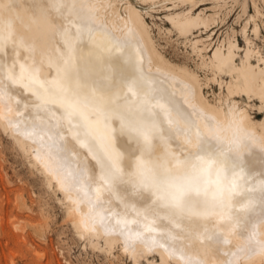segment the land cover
I'll return each mask as SVG.
<instances>
[{
    "label": "bare ground",
    "instance_id": "obj_1",
    "mask_svg": "<svg viewBox=\"0 0 264 264\" xmlns=\"http://www.w3.org/2000/svg\"><path fill=\"white\" fill-rule=\"evenodd\" d=\"M17 2L19 8L13 6L12 0H0V21L12 22L16 41L15 44L9 43L0 51V65H3L9 74L12 66L17 65L22 74V78L13 83L11 96L0 97V126L9 131L19 148L31 151L43 172L49 179L55 180L64 196L71 201L68 216L75 227L88 234L102 235L109 246L121 240L126 248L133 247L134 252L139 247L156 252L159 261L152 260L149 264H169L170 258L175 264H187L185 259L174 255L168 249L167 242L160 239L164 234L173 237L179 235L180 245L186 257L200 261L201 264H225L227 257L224 253L234 252L244 243L236 231L231 230L228 224L220 222V217L226 214L227 209H212L210 214L199 216L189 214L181 221H170L163 212H158L160 219L153 223L152 216L141 207L136 197H130L123 191L121 185H104L99 171L96 172L90 195H86L85 190L73 186L68 173L78 171L83 166L85 175L80 184L86 189L88 181L92 179V165L95 161L87 148L74 141L75 133L68 130L66 121L64 139L66 147L72 152V157L67 162L68 167L63 170L59 166V161L42 146V142L27 135L24 129L32 122L29 112L36 114V101L33 99L36 88L46 79L54 80L57 73L63 74L69 67L67 63L61 61L70 59L73 70L81 62L87 64L91 61L89 67L93 68L97 76L105 70L106 61L142 66L143 82L139 87H134L132 93H128L127 88L121 86L115 95L100 92L93 94L103 96L106 103L111 100L113 108L124 101L126 95H131V100L127 101L125 106H135L136 110L141 112L145 109L149 111L168 109V104L165 103V100H168L186 114H191V119L203 133L219 136L226 147L233 148L235 142L240 141V151L244 153L246 160H252V164L245 173L247 183H244L242 178L236 192L232 194L234 198L229 200V204H236L239 208L238 201L249 195H257L261 181L264 180V176L261 175L264 172V165L261 164V157L264 156V118L252 122L247 108L238 107L235 96L255 97L260 101L258 108L264 109V55L256 50L258 55L254 64L251 60L253 49L250 45L242 50H245L243 57L236 56L238 51L235 49H238L240 44L231 43L227 50H223L221 46L215 49L212 47L210 51L213 52L209 56L210 66L220 74V85L223 76L229 80L223 85L226 89L220 105L209 108L203 103L201 85L195 83L196 78L191 72H177L171 66L167 67L156 60H161L162 57L152 46L146 35L145 22L135 9L131 10V4L124 6L121 11V0H76L77 9L82 10L85 18L101 30L94 31L90 37L88 33L83 37H67L66 44L70 55L65 56L58 43L60 37L57 36L59 25L61 23L66 25L61 12L53 7L46 18L37 21L24 0ZM34 2L39 0H28L29 4ZM54 2L55 0H48L49 4ZM67 15L66 13L65 16ZM71 15L75 24L76 15L75 13ZM168 17L178 35L187 36L188 33H193V29L199 24V16L194 13L185 17L180 13H171ZM253 31L257 32L256 26ZM123 41H128L129 44L122 46L118 43ZM247 43L251 44L250 41ZM192 47L198 49L197 40L192 42ZM32 70H35L34 76L31 74ZM0 80H3V72H0ZM33 80L35 87L32 86ZM17 100L27 107L18 111ZM5 102L8 103L7 108ZM207 120L214 122L215 131L208 127ZM178 123L181 127H187L183 121ZM112 127L114 128L115 124ZM89 129L101 148L105 147V140L100 138L101 134L117 151L121 144L127 142L126 137L117 133L98 131L96 125L90 124ZM245 140L253 144L252 152L243 148ZM176 143L189 151H195L197 145L195 136L190 144L186 142L185 136L179 134L176 135L175 141L165 136L156 144L155 155L160 160L167 157L165 167L168 173L182 177L191 174V165H175L174 158L181 156ZM124 179L130 187V177L126 176ZM256 208L259 211V205H256ZM145 216H148V219H145ZM149 226L153 230H149ZM255 231V239L264 243V223L257 224ZM209 232H220L229 243L215 244L205 240L204 236ZM261 263H264V250L257 251L251 256L240 255L234 260V264Z\"/></svg>",
    "mask_w": 264,
    "mask_h": 264
},
{
    "label": "snow or ice",
    "instance_id": "obj_2",
    "mask_svg": "<svg viewBox=\"0 0 264 264\" xmlns=\"http://www.w3.org/2000/svg\"><path fill=\"white\" fill-rule=\"evenodd\" d=\"M24 2L37 21L46 18L53 7L61 12L67 26L61 23L57 36L60 37L58 43L65 56L70 55L66 44L67 37H83L85 33L90 37L94 31L101 30L85 18L82 10L77 9L76 0H55L54 4H49L48 0L31 4L28 0ZM12 4L20 7L17 0H12ZM72 13L76 15L75 24ZM15 42L12 22L0 21V51L9 43ZM118 43L122 46L129 44L128 41ZM61 63L69 65L63 74L57 73L52 81L44 80L36 88V93H33L36 114L29 112L32 122L24 131L40 140L42 146L59 161L63 170L68 167L67 162L72 157L64 139V122H67L68 130L75 133L74 141L87 148L95 161L92 165V179L88 181L86 189L80 184L85 175L83 166L78 171L68 173L74 187L81 188L85 190L86 195H90L96 172L99 171L104 185H121L130 197H136L141 207L152 216L153 223L160 219L158 212H163L170 221H181L189 214L199 216L210 214L212 209H227L226 214L220 217V222L228 224L244 243L236 251L224 253L227 257L225 264H234L235 258L240 255L251 256L264 250V243L255 239L256 225L264 223V180L261 181L257 195H249L238 201L239 208L236 204H229L241 179L247 183L245 173L252 164V160H246L244 153L240 151V141H236L233 148L226 147L219 136L203 133L191 119V114H186L168 100H165L168 109H145L141 112L137 111L135 106H125L127 101L131 100V95H126V99L113 108L111 100L106 103L103 96L93 94L100 92L115 95L121 86L127 88L128 93H132L133 88L139 87L143 82L142 66L106 61L105 70L97 76L93 68L89 67L91 61L87 64L81 62L75 70L71 68L70 59ZM0 72H3L0 97H10L13 83L22 78L21 70L17 65H13L9 74L4 66L0 65ZM31 74L34 76L35 70H32ZM32 86L35 87V80ZM16 104L18 111L27 107L20 100H17ZM5 107H8L7 102ZM178 121H183L187 127H181ZM90 124L98 126V131L102 130V133H117L126 137V144H121L119 151L114 150L101 134L100 138L105 140V147H99L96 137L89 129ZM207 124L215 131L213 121L207 120ZM177 134L185 136L189 144L193 136L197 141L195 151H189L176 143L181 156L174 158L175 165H191V174L182 177L170 175L165 167L167 157L160 160L155 155V146L162 138L166 136L167 139L175 141ZM243 148L248 152L254 150L253 144L247 140L243 141ZM261 164L264 165V156L261 157ZM261 175L264 176V172ZM126 176L130 177V187L124 179ZM256 205H259V211ZM145 219H148V216H145ZM149 230H153L151 226ZM160 239L167 242L168 249L174 255L185 259L187 264H201L200 261L185 256L179 235L173 237L164 234ZM204 239L215 244L229 243L220 232H209Z\"/></svg>",
    "mask_w": 264,
    "mask_h": 264
},
{
    "label": "rangeland",
    "instance_id": "obj_3",
    "mask_svg": "<svg viewBox=\"0 0 264 264\" xmlns=\"http://www.w3.org/2000/svg\"><path fill=\"white\" fill-rule=\"evenodd\" d=\"M129 4L141 15L146 35L162 57L156 60L177 72H191L209 108L220 105L226 89L223 85L229 80L223 76L220 85V74L210 66L212 47L227 50L231 43L240 44L236 56L243 57L242 50L250 45L254 64L256 50L264 55V0H121L120 10ZM171 13L183 17L194 13L199 24L193 33L178 35L168 17ZM255 26L257 32L253 31ZM194 40L198 49L192 47ZM235 99L240 109L247 108L252 122L264 118V109L258 108L260 101L255 97L239 95ZM61 191L31 151L19 148L9 131L0 126V264L159 261L156 252L141 247L134 252L121 240L109 246L102 235L79 231L68 216L71 201ZM172 261L170 258L169 264H175Z\"/></svg>",
    "mask_w": 264,
    "mask_h": 264
}]
</instances>
